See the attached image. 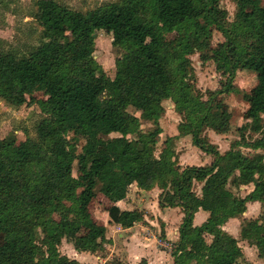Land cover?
<instances>
[{"label":"trees","instance_id":"1","mask_svg":"<svg viewBox=\"0 0 264 264\" xmlns=\"http://www.w3.org/2000/svg\"><path fill=\"white\" fill-rule=\"evenodd\" d=\"M222 1L115 0L88 11L35 1L34 43L23 53L0 50V100L36 104L41 112L34 137L18 144L13 132L0 140V264H85L61 253L63 241L77 253L104 250L108 230L92 214L99 196L112 203V224L128 229L144 221L142 211L117 206L134 184L158 188L162 211L181 210L174 264H253L243 262L239 240L223 227L242 218L249 203L264 209V94L245 96L252 121L225 153L205 133L231 132L223 96L240 92L233 84L238 71L256 73L264 92V4L235 0L230 20ZM11 2L0 0L2 24ZM100 30L112 35L120 55L114 78L95 59ZM214 32L223 39L215 47ZM196 54L222 64L220 90L197 87ZM165 102L181 122L157 156ZM144 123L152 125L147 133ZM183 138L211 163L182 167L176 143ZM251 185L242 198L241 188ZM201 210L209 218L196 226ZM241 238L264 260V218L245 219Z\"/></svg>","mask_w":264,"mask_h":264},{"label":"rangeland","instance_id":"2","mask_svg":"<svg viewBox=\"0 0 264 264\" xmlns=\"http://www.w3.org/2000/svg\"><path fill=\"white\" fill-rule=\"evenodd\" d=\"M36 0H12L11 12L5 14L6 22L2 24L0 22V50H16L18 52H25L35 41V32L37 28L36 24L31 18L32 10ZM66 3L70 7L80 10L88 11L100 7L106 3L113 2L115 0H58ZM264 4V0H261ZM222 7L229 13V19L233 20L237 11L235 0H224L222 1ZM222 36L214 32L213 33V45L221 42ZM113 37L111 34L106 33L104 30H100L96 33V53L95 57L97 62L102 66L105 76L114 78L116 74V61L120 56L117 50L112 45ZM193 67L196 73V84L197 87L202 91H216L220 90L222 83L226 81L222 73V64L215 63L213 61L203 62L199 54L191 57ZM234 86L239 89V93H232L231 95L223 96L226 103V107L232 114V130L226 135H217L213 131H207L205 133L208 136L210 142L219 147L221 153H225L230 148V144L239 139L238 128L251 123L252 119L249 115V103L245 96H256L262 97L264 92L259 89L257 75L252 71H238L233 81ZM38 99H43L42 95L37 96ZM135 113V110H131ZM40 109L36 104L23 105V106H11L0 100V140L8 137L11 133L15 132L18 140V144H21L26 140V135L29 134L31 137L35 136L34 127L40 119ZM181 118L175 112L174 105L171 102L164 103V115L161 119V126L163 128V134L161 137L156 138L157 142V156L161 153L164 148L163 142L167 136H174L177 133L178 124H180ZM152 128L149 123H144L142 129L144 133H147ZM118 137V135H114ZM176 148L179 151L180 164L186 166H205L207 165L204 157L201 156L200 152L191 143V138L182 139L177 141ZM245 153L252 154L250 150H244ZM76 168V165H75ZM75 175L76 171L74 172ZM200 187L197 188L199 193ZM253 190V186H247L241 188L239 194L242 198L246 197ZM131 197L134 201L133 209L138 208L139 203H148L149 210L144 209L145 215L150 220L154 219L152 211L154 210V201L156 194H152L145 198L139 196L134 191L131 192ZM102 197L99 196L96 199V204L92 206V214L95 219H98V212L104 210L106 207L105 203H101ZM99 205L98 212L96 213L95 208ZM139 209V208H138ZM180 210H174L167 215L168 222L172 228L171 233L179 227L178 217L180 216ZM150 212V213H149ZM264 218V209L262 205L254 206L248 204V210L242 218H239L234 223V228L229 229L239 240V246L242 248L244 253L243 262H249L253 264H264V260L259 258L256 247L250 246L246 241L241 238L242 223L245 219H260ZM102 219V217H101ZM102 219L101 221H103ZM109 220L105 223V226H109ZM149 228V227H148ZM151 228H149V231ZM117 235V234H116ZM172 235V234H171ZM118 240V237H116ZM163 241V240H162ZM175 248V245L172 244ZM119 246V245H118ZM161 248V247H160ZM106 245V249L98 254L90 255L89 258H82L77 256L76 251L72 244L66 240L63 241L60 246V251L63 255L68 256L71 259H77L82 263H95L102 264L103 262L98 260L97 257H104L105 259L112 253V249ZM167 252H171L166 250ZM170 253V254H171ZM88 255V254H87ZM118 259H121L118 257ZM102 262V263H101ZM127 264V262H124Z\"/></svg>","mask_w":264,"mask_h":264},{"label":"crops","instance_id":"3","mask_svg":"<svg viewBox=\"0 0 264 264\" xmlns=\"http://www.w3.org/2000/svg\"><path fill=\"white\" fill-rule=\"evenodd\" d=\"M175 135H177V133ZM183 139H187V138H183ZM197 150L200 152L201 156L204 157L206 164L209 165L211 163V157L204 155L198 148ZM176 153L178 154L179 164H180L181 155L179 154V151L177 148H176ZM132 191H134L135 193H138L139 196H141L142 198H145L152 194H156V198L154 201V210L151 213L152 216H154V219L150 220L147 214L145 215L144 209L149 210V204L139 203L138 204L139 209L137 208L136 210L142 211V213L144 214V221L135 223L133 227L128 228V229H124L118 225L112 224L109 219L108 212H107V209L110 206H112V203H110L106 198L102 197L101 203H105L106 207L104 210H100L99 212H98L99 205L95 208L96 213L98 212L99 214L98 219L96 220L98 224L105 226V223L108 218L110 225L108 227L107 226L105 227L108 230L107 239L110 242L106 245L110 247L109 250H111L112 248L113 249H112V253L106 259L104 257H97V259L102 261L103 262V263L101 262L102 264H105L106 262L113 260V259H118V257L121 258L120 260L122 262L123 260L124 262H127V264H138L144 259L148 262V264H174V258L170 254L171 252L170 253L167 252L165 248L161 247L158 244V242L163 240V241H167L174 245L178 242L179 230H180V226L183 221V214L181 213V210L179 209L180 210L179 211L180 216L178 217L179 227L175 230L174 233H171L172 228L168 222L167 215H169L170 212L177 210V209H167L165 211H162L160 209L159 195L161 191L158 188L150 192L141 191L138 189L137 185L134 184L129 190L127 199L117 204V206H119L121 210L134 211L133 209L134 201L131 197ZM199 191H201V187ZM249 204L254 205V206L261 205L260 203H249ZM247 210H248V205H247ZM101 217L102 219H104L103 221H101L102 220ZM208 218H209V214L201 210L195 215L194 225L201 226L207 221ZM237 220L238 219H231L223 227V230L228 232L232 236H234L232 233H230L229 229L234 228L233 225L235 222H237ZM148 227L151 228L150 231ZM116 237H118V240ZM236 239L238 240V238ZM106 245H105V249H106ZM76 254L77 256H82V258H86V257L89 258L90 255H93L90 253H77V252ZM85 264H95V263L87 262Z\"/></svg>","mask_w":264,"mask_h":264},{"label":"built area","instance_id":"4","mask_svg":"<svg viewBox=\"0 0 264 264\" xmlns=\"http://www.w3.org/2000/svg\"><path fill=\"white\" fill-rule=\"evenodd\" d=\"M158 244L165 248L166 250H169V251H173L174 250V247L171 243L167 242V241H159Z\"/></svg>","mask_w":264,"mask_h":264},{"label":"water","instance_id":"5","mask_svg":"<svg viewBox=\"0 0 264 264\" xmlns=\"http://www.w3.org/2000/svg\"><path fill=\"white\" fill-rule=\"evenodd\" d=\"M95 59H96V57H95Z\"/></svg>","mask_w":264,"mask_h":264}]
</instances>
